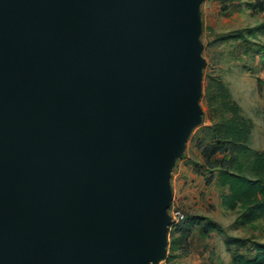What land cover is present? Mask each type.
I'll list each match as a JSON object with an SVG mask.
<instances>
[{
  "label": "water",
  "instance_id": "1",
  "mask_svg": "<svg viewBox=\"0 0 264 264\" xmlns=\"http://www.w3.org/2000/svg\"><path fill=\"white\" fill-rule=\"evenodd\" d=\"M203 1L0 0V264L165 259Z\"/></svg>",
  "mask_w": 264,
  "mask_h": 264
},
{
  "label": "rangeland",
  "instance_id": "2",
  "mask_svg": "<svg viewBox=\"0 0 264 264\" xmlns=\"http://www.w3.org/2000/svg\"><path fill=\"white\" fill-rule=\"evenodd\" d=\"M201 16L206 58L201 97L203 121L192 132L171 176V206L183 209L193 227L189 238L180 239L175 250L171 243L182 234L176 231L177 226L170 227L163 264H233L235 252L255 256L257 248L253 244H264V217L248 221L241 216L242 207L225 206L221 195L228 192V187L218 180L224 161L226 167L232 168L242 163L244 172L254 177L251 154L234 152L224 160L226 152L222 151L211 166L200 141H206L202 129L218 119L215 105L209 106L206 93L210 77L219 76L240 105L241 113L253 121L249 145L264 151V0H204ZM195 219L209 221L217 229L204 233L202 226L193 222Z\"/></svg>",
  "mask_w": 264,
  "mask_h": 264
},
{
  "label": "trees",
  "instance_id": "3",
  "mask_svg": "<svg viewBox=\"0 0 264 264\" xmlns=\"http://www.w3.org/2000/svg\"><path fill=\"white\" fill-rule=\"evenodd\" d=\"M206 96L209 106L215 105L213 110L218 115L217 120L202 129L206 141L205 143L203 139L200 141L207 162L213 166L216 154L222 151L226 152L224 160L231 158V153L234 152L239 155L251 154L250 168L255 173L254 177L248 176L242 163H237L235 168H232L226 167L225 161L222 162L218 180L222 186L228 187V192L221 195L222 203L231 209L242 207L241 216L245 220L253 221L264 217V151L255 149L248 143L253 121L241 113L240 105L232 98L228 85L219 76L210 77ZM186 218L187 214L185 219L173 225L177 226L176 231L182 234L181 238L173 239L171 248L174 250L180 239L189 238L192 232V221ZM193 222L202 226L204 233L217 229L216 225L209 221L204 223L200 219H195ZM253 245L257 248L255 256L235 252L233 264H264V244Z\"/></svg>",
  "mask_w": 264,
  "mask_h": 264
},
{
  "label": "built area",
  "instance_id": "4",
  "mask_svg": "<svg viewBox=\"0 0 264 264\" xmlns=\"http://www.w3.org/2000/svg\"><path fill=\"white\" fill-rule=\"evenodd\" d=\"M169 212H170V215H171V218H172V224L170 225L171 228H172V226H173L174 224H176L177 222H179V221L185 219V215H186V214H185L184 210H183V209H180V208L177 207V206L172 205V206L170 207V209H169ZM164 261H165V259L162 260L159 264H163Z\"/></svg>",
  "mask_w": 264,
  "mask_h": 264
}]
</instances>
